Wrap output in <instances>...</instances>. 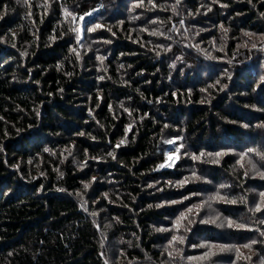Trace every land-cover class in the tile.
Instances as JSON below:
<instances>
[{
  "label": "trees",
  "instance_id": "trees-1",
  "mask_svg": "<svg viewBox=\"0 0 264 264\" xmlns=\"http://www.w3.org/2000/svg\"><path fill=\"white\" fill-rule=\"evenodd\" d=\"M125 1L0 0V264H264V0Z\"/></svg>",
  "mask_w": 264,
  "mask_h": 264
},
{
  "label": "rangeland",
  "instance_id": "rangeland-1",
  "mask_svg": "<svg viewBox=\"0 0 264 264\" xmlns=\"http://www.w3.org/2000/svg\"><path fill=\"white\" fill-rule=\"evenodd\" d=\"M128 1V2H127ZM125 2H127L126 4V8L128 11H130L129 13L132 12H136L137 8L136 7H141L143 5L142 2H136L135 0H127ZM116 8H119L121 11V7L120 6H115ZM94 18V13H88L87 15L83 16L80 19L79 25L77 27V36L79 41L83 40L85 38V34L86 33H92L93 31H97L100 29L104 28V25L101 23H95L94 20H92ZM180 140H176V139H171L170 142H168L167 144V149L165 152V161L162 165V168H173L175 166V164L181 160V159H190L192 158V162L190 164H188L185 168H183V173H187L188 176L190 174H192L193 176L190 178H187L186 180H182V181H178V182H174L172 183L174 186L178 187L179 185H184V184H198V185H206L208 184V186L210 185V187L215 188L214 184H209L210 180L206 179V172L205 170L201 169V158H196L194 157L190 151L188 150V148L184 147L183 145L179 144ZM187 149V150H186ZM225 153V152H223ZM241 166H246L247 168H249L254 177L264 180V173H262V168L256 163L253 162L252 160H245V163L241 164ZM206 183V184H205ZM216 189H219L216 186ZM252 193L254 195H256L255 191H252ZM257 195L259 196V199L262 201L264 200V191L261 193H257ZM263 196V197H262ZM198 197V196H197ZM200 199H202V203L207 204L209 202H219L221 203V201H225L224 198L221 197H217L215 196L213 193L210 194H203L200 195ZM210 200L209 202H206ZM210 208V207H209ZM210 212V211H209ZM220 217V215H218ZM207 224H209L210 227L212 228H216V227H224L225 224L222 222H216V220L214 221H206ZM227 224H229L227 222ZM207 246L206 243H200L199 248L201 249H205V247ZM214 255L219 256V255H223L222 253H215ZM194 259V258H192ZM198 260L202 259V258H197Z\"/></svg>",
  "mask_w": 264,
  "mask_h": 264
}]
</instances>
